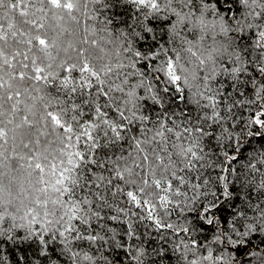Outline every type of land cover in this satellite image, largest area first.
<instances>
[{
  "label": "snow or ice",
  "instance_id": "snow-or-ice-1",
  "mask_svg": "<svg viewBox=\"0 0 264 264\" xmlns=\"http://www.w3.org/2000/svg\"><path fill=\"white\" fill-rule=\"evenodd\" d=\"M0 264H264V0H0Z\"/></svg>",
  "mask_w": 264,
  "mask_h": 264
}]
</instances>
